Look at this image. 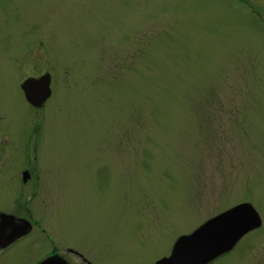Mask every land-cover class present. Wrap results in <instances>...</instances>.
I'll list each match as a JSON object with an SVG mask.
<instances>
[{
    "label": "rangeland",
    "instance_id": "1",
    "mask_svg": "<svg viewBox=\"0 0 264 264\" xmlns=\"http://www.w3.org/2000/svg\"><path fill=\"white\" fill-rule=\"evenodd\" d=\"M246 202L206 264H264V0H0V264H156Z\"/></svg>",
    "mask_w": 264,
    "mask_h": 264
},
{
    "label": "water",
    "instance_id": "2",
    "mask_svg": "<svg viewBox=\"0 0 264 264\" xmlns=\"http://www.w3.org/2000/svg\"><path fill=\"white\" fill-rule=\"evenodd\" d=\"M39 85L37 89L35 86ZM26 99L41 106L50 97V75L29 78L23 83ZM261 225L259 213L250 203H243L206 221L189 235L176 241L171 255L156 264H206L231 249L247 232ZM40 264H67L58 256H51Z\"/></svg>",
    "mask_w": 264,
    "mask_h": 264
},
{
    "label": "flooded vegetation",
    "instance_id": "3",
    "mask_svg": "<svg viewBox=\"0 0 264 264\" xmlns=\"http://www.w3.org/2000/svg\"><path fill=\"white\" fill-rule=\"evenodd\" d=\"M8 218L6 217V218H4V220H7ZM10 220H12V219H10ZM16 222H19V220L18 221H16ZM14 228H15V230H16V227H15V224H14V226H13V228H10V229H8V230H6V231H3L2 232V236H4V237H7V236H9L13 231H14ZM70 250V252H73L74 254H76V255H78L80 258H82L87 264H93L89 259H86L83 255H82V253H79V252H77L76 250H72L71 248H69ZM70 264H72V263H70Z\"/></svg>",
    "mask_w": 264,
    "mask_h": 264
},
{
    "label": "bare ground",
    "instance_id": "4",
    "mask_svg": "<svg viewBox=\"0 0 264 264\" xmlns=\"http://www.w3.org/2000/svg\"><path fill=\"white\" fill-rule=\"evenodd\" d=\"M4 237V236H3ZM4 239H5V242H7V239H6V237H4ZM0 242H2V239L0 238Z\"/></svg>",
    "mask_w": 264,
    "mask_h": 264
},
{
    "label": "snow or ice",
    "instance_id": "5",
    "mask_svg": "<svg viewBox=\"0 0 264 264\" xmlns=\"http://www.w3.org/2000/svg\"><path fill=\"white\" fill-rule=\"evenodd\" d=\"M35 87H36L37 89H39V88H40V86H39V85H36Z\"/></svg>",
    "mask_w": 264,
    "mask_h": 264
}]
</instances>
